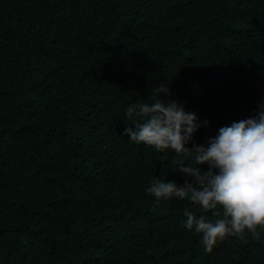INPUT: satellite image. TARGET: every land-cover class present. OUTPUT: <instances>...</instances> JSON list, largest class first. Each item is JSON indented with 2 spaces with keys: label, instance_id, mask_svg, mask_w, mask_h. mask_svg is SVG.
I'll return each instance as SVG.
<instances>
[{
  "label": "trees",
  "instance_id": "obj_1",
  "mask_svg": "<svg viewBox=\"0 0 264 264\" xmlns=\"http://www.w3.org/2000/svg\"><path fill=\"white\" fill-rule=\"evenodd\" d=\"M163 80L197 143L254 115L264 0H0V264H264V228L205 252L184 210L222 209L146 191L186 178L123 132Z\"/></svg>",
  "mask_w": 264,
  "mask_h": 264
},
{
  "label": "clouds",
  "instance_id": "obj_2",
  "mask_svg": "<svg viewBox=\"0 0 264 264\" xmlns=\"http://www.w3.org/2000/svg\"><path fill=\"white\" fill-rule=\"evenodd\" d=\"M161 94L171 95L167 80L155 85L150 102L126 108L124 119L134 127L126 126L123 132L130 141L143 142L157 152L174 151L181 157L176 168L186 178L179 184L155 177L146 191L157 202L187 198L213 215L222 209V217L214 222L184 210L182 226L201 234L205 252L228 236L264 228V97L254 115L221 126L204 143H197L193 138L201 126L197 114L175 99H162Z\"/></svg>",
  "mask_w": 264,
  "mask_h": 264
}]
</instances>
